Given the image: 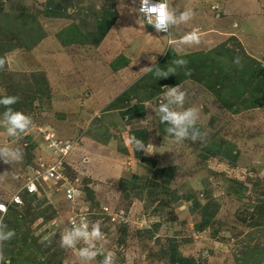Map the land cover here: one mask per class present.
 <instances>
[{
  "label": "rangeland",
  "instance_id": "obj_1",
  "mask_svg": "<svg viewBox=\"0 0 264 264\" xmlns=\"http://www.w3.org/2000/svg\"><path fill=\"white\" fill-rule=\"evenodd\" d=\"M173 1L169 0V5L175 9ZM177 2L176 6L181 11L182 3ZM195 2L196 7L190 10L193 13L192 19L172 26L162 38L163 42L168 39L180 41L185 33L198 28L199 44L182 45L181 50L189 54L213 50L211 57H220L217 60L223 66H234L233 71L238 70L237 64H247L248 60L264 69V0ZM15 14L10 16L0 13V59L5 61L3 69H0V97H19L18 102L11 107L30 116L33 124L28 131L13 138L0 122V148L8 147L22 152L20 161L5 163L0 158V203L7 204L27 178L41 172L56 160L60 161L59 173L65 181H40L36 196H28L20 191L22 204L8 206L6 214H0L7 228L15 232L11 240L3 242L5 260L12 259L13 264H100L103 255H98L91 262L80 260L77 249L85 246L83 241L76 248L60 246L64 229L70 227L68 219L72 217L79 223L82 216L90 223L99 222L104 237L96 242L97 248L105 253H114L115 264H125L127 257V264H166L155 261V257H162L168 252L165 240L168 237L163 232L167 228L165 223L169 221L168 215L172 213V205L168 204L171 202L161 201L164 203L162 207L157 206L160 212L167 214L157 216L162 226L156 233L161 235L155 238L159 244H151L153 239L147 235L151 234L152 229L145 227V224L150 226L155 222L151 216L153 207H147L148 219H144L145 223L141 225L143 230L138 232V221L141 218L139 206L129 208L121 191L103 179L106 169L93 166L102 175L97 176L84 165L81 154L74 151L68 153L71 143L81 141V145L86 148L108 158L115 156L126 164L131 161L132 153L143 151L128 142L133 138V132L137 140L152 146L150 148L160 157L170 153L175 156V152L179 155L208 153L228 140L242 145V149L248 151L259 149L256 158L261 161V165L264 162V107L240 108L237 111L236 101L242 97L249 98L247 95L230 98L229 88L208 90L202 83L184 80L175 86H180L186 93L183 107H194L199 111L196 127L200 130V138L177 142L167 134L165 129L168 125L162 123L154 112V107L158 106L166 90L163 87L153 92V98L145 102L147 113L140 124L131 126L130 130H114L113 119L102 112V106L91 102L93 96L100 98L105 93H111L105 86L112 84L107 81L111 72L103 57L98 55L99 64H95L97 60L93 54L89 58V54L71 52L70 47L59 53L58 49L50 45L37 46V37L43 31L35 20L36 15L27 10ZM51 27L48 25L46 31ZM218 49H221L220 52ZM166 51L164 58L173 52L170 48ZM169 62L173 64V60ZM136 90L133 95L136 99L144 96L140 93L141 85ZM4 111L5 107L0 105V121ZM123 131L127 134L122 135ZM101 135L102 140L98 138ZM83 136L96 139L101 144L82 139ZM64 146H68V149L63 156L58 155V148ZM124 148L128 153L121 155ZM90 174L101 183L85 177ZM221 177L212 181L218 182ZM206 182L209 195H214L216 192L213 190L212 193L211 188L213 182ZM65 184L77 191L72 202L66 201L62 195L61 188ZM142 195L144 197L145 192ZM240 195L242 200L237 197L238 203L220 195L207 199V203L211 204L210 210L216 212L217 220L214 219L212 224L217 227V234L216 241L206 239L205 244L213 241L217 244L211 247L203 245L194 250L191 255L197 256V264H264V182L259 183L253 194ZM162 228H165L164 231ZM184 228L182 224L179 230ZM202 251H207V256ZM141 252L151 260H142ZM149 252L156 256L149 255Z\"/></svg>",
  "mask_w": 264,
  "mask_h": 264
},
{
  "label": "crops",
  "instance_id": "obj_2",
  "mask_svg": "<svg viewBox=\"0 0 264 264\" xmlns=\"http://www.w3.org/2000/svg\"><path fill=\"white\" fill-rule=\"evenodd\" d=\"M178 1L182 3L181 11L176 6L177 0L173 1L177 15L196 7L195 0ZM137 3L138 0H0V13L14 14L27 10L36 15L35 20L43 31V38L36 43L37 46L50 45L58 49L59 53L70 47L71 52L89 54V58L90 54H93L97 60L95 64H99L98 55L102 56L111 72L107 81H111L112 84L105 85L111 93H102L100 98L93 96L91 102L94 101L102 106V112L113 119L114 130L119 131L140 124L146 117L145 102L153 98L149 93V82L143 80V76L149 72L147 68L151 67L153 70L169 48L176 56L189 54L188 51L181 50L184 44L180 41L168 39L163 42L162 38L165 36L148 30L137 17L136 11L133 12ZM48 25L53 26L52 32L51 29L46 31ZM60 32H66L71 38L78 37L80 41L63 45L56 37ZM140 85L142 90L140 93L144 96L136 99L133 95ZM124 92L128 101L121 105H111L113 100ZM121 133L123 135L125 132ZM106 134L103 133L104 137ZM103 135L98 138L102 140ZM81 138L89 139L84 136ZM89 140L94 144L95 142L101 144L96 139ZM224 141L208 153L179 155L175 152V156L170 153L161 157L150 148L152 146L146 144L141 154L151 164L138 160L134 155L131 156V161L127 160L129 163L123 164L115 156L108 158L102 153L86 148L85 145H81V141L71 143L68 153L74 151L76 154H81L84 165L91 168V173L97 176H102L99 167L106 169L103 179L108 180L111 187L114 186L121 191L129 208L139 206L141 218L139 217L138 221L137 229H140L137 230L138 232H142L141 225L145 223L144 219H148L147 207H153L151 216L155 222L150 226L145 224V227L152 229L153 235H147L153 239L151 244H159L155 238L161 235L156 233L162 226L157 216L167 214L160 212L157 206L162 207L164 203L161 201H170L171 203L168 204L172 205V213H169V221L165 223L167 228H162L163 231L166 230L163 234L168 237L165 239L166 246L169 247L168 252L164 256L161 255L162 257H157L151 252L149 255L156 256L155 261L160 263L197 264L196 255H191L193 251L206 245V239L216 241L217 227L212 222L214 219L217 220V216H215L216 212L210 210L211 204L207 203V199L220 195L238 203L237 199L242 197L240 194L251 195L259 183L264 182V162L260 165L261 161L256 158L259 149L248 151L242 149V145L236 142ZM127 153L124 148L121 155ZM96 165L97 169L93 167ZM85 177L101 183L91 174ZM216 177H221V181L213 182L212 179L216 180ZM206 181L213 182L211 188L212 193L213 190L216 192L214 195H209ZM143 192H145L144 197ZM215 201L218 204L217 198ZM131 213L129 210V214ZM182 224L185 228L179 230ZM214 241L207 242L209 247L217 244ZM203 253L207 256V251H202ZM140 257L144 261L151 260L142 252ZM127 258L125 264L128 263Z\"/></svg>",
  "mask_w": 264,
  "mask_h": 264
},
{
  "label": "clouds",
  "instance_id": "obj_3",
  "mask_svg": "<svg viewBox=\"0 0 264 264\" xmlns=\"http://www.w3.org/2000/svg\"><path fill=\"white\" fill-rule=\"evenodd\" d=\"M134 10L138 11L139 15L144 18L148 25L153 26L156 32H166L167 34L172 26L187 23L193 17V13L190 10L180 12L177 15V12L170 7L169 0H158L155 3L153 0H139V7ZM199 42L200 35L198 28H193L192 31L185 33L180 40V43L184 45H194L199 44ZM173 63L176 67H169L167 70L156 69L155 75L159 78H166L170 74H174L177 67L185 66L187 61L178 59ZM4 65L5 61L0 59V69H3ZM147 70L152 71V68L148 67ZM163 88L166 90L163 92V98L158 103V106L154 107V112L162 123L168 125L165 129L167 134L177 142L189 138L192 140L200 138V130L196 127L200 115L198 109L194 107L185 109L183 107L186 93L180 86H165ZM18 100L19 97L17 96L5 95L0 97V105L5 107L2 121L0 122L6 127L7 134L13 138H18L21 134L28 131L33 124L30 116L11 107ZM128 142L133 144L137 150L144 149L143 142L137 140L135 137L131 138ZM0 158H3L5 163L20 161L22 159V152L19 149L8 147L0 148ZM29 190L35 191V185H32ZM14 200L17 203L21 202L18 196L14 197ZM7 210L8 206L0 204V213L6 214ZM14 235V230L8 229L3 221V217L0 216V264H10V262L5 260L2 249L3 242L11 240ZM103 237L104 234L101 231L99 222L90 223L87 218L81 217L79 223L72 221L71 226L64 229L63 235L60 238V246L69 249L76 248L77 244L83 241L85 246L77 249L81 261L91 262L98 255H103L100 264H115L114 253L110 251L105 253L97 248L96 242L100 241Z\"/></svg>",
  "mask_w": 264,
  "mask_h": 264
},
{
  "label": "trees",
  "instance_id": "obj_4",
  "mask_svg": "<svg viewBox=\"0 0 264 264\" xmlns=\"http://www.w3.org/2000/svg\"><path fill=\"white\" fill-rule=\"evenodd\" d=\"M23 11V10H21ZM14 13L15 15L19 14ZM12 13H9L7 15H14ZM57 40L65 45L71 42L80 41L79 38H71L69 37L66 32H60L57 34ZM43 38V34H40L37 39ZM36 44V43H35ZM221 48V47H220ZM219 52L221 49H218ZM213 50H209L206 52H199V53H190L186 55L180 56V58H175L174 54L172 52H169L166 57L162 58L157 66L152 70L147 72L143 76V80L149 82V91L151 90L150 95H154L153 92L159 91L161 86H172L177 83H180L184 80H192L195 82L202 83L201 85L208 89L213 90L218 89L221 90L224 87L227 89L229 88V97L230 98H239L242 95H247L249 98H241L240 101H236L237 103V111L238 109H250V108H256V107H264V69L260 65H258L256 62L248 60L247 64H237L238 70H234V66L226 67L223 66L222 63L218 60H220V57L217 59H214L211 57V53ZM183 59L187 61V64L183 67H177L176 72L174 74H170L166 78H159L155 75L156 69L160 70H167L169 67H176V65L172 62L174 60ZM233 69V70H232ZM233 72H232V71ZM190 73V74H186ZM256 81H258L256 83ZM241 88L244 90L242 91ZM126 92L122 93L121 95L117 96L111 105H121L124 104L126 101H128ZM215 95L217 97H220L218 93L215 92ZM260 95V97H259ZM251 97V98H250ZM221 101L223 103H226L223 98H221ZM228 108V105L226 106ZM233 111V112H236ZM134 126V125H132ZM131 127V126H130ZM133 131V130H132ZM134 136V132H133ZM135 137V136H134ZM124 151V150H123ZM135 158L138 160L144 162V163H150L148 159L142 156L141 153H133ZM264 207V206H263ZM10 264H13L14 260L10 259ZM26 264H32L30 262Z\"/></svg>",
  "mask_w": 264,
  "mask_h": 264
},
{
  "label": "built area",
  "instance_id": "obj_5",
  "mask_svg": "<svg viewBox=\"0 0 264 264\" xmlns=\"http://www.w3.org/2000/svg\"><path fill=\"white\" fill-rule=\"evenodd\" d=\"M153 2H158V0H153ZM139 7V0L138 3L136 5V9H138ZM137 15L141 18L142 22L145 24V26L150 27V30L155 31L154 27L151 25H148L147 22L144 20V18L139 15L138 11H136ZM156 32V31H155ZM159 35H167L166 32H156ZM68 149V146H64L63 148H58V155L63 156L65 151ZM60 161L56 160L54 163L47 165L43 170H41V172H36V174H34L33 176H31L30 178H27L25 180V182L21 185L20 189L18 191H16L8 200L7 204L4 203H0V204H4L7 206H19L22 204L21 198H20V191H23V193L30 195V196H36L38 195V185L39 182H45V181H52V182H57V181H65L64 177H62V175L59 173L60 170ZM35 185V191H30L29 188ZM61 192L62 195L64 197V199L66 201L72 202L74 201V199L77 196V191L72 188L70 185H62L61 188ZM19 197L20 199V203L15 202L14 197ZM104 209V208H103ZM105 210V209H104ZM0 214H4V213H0ZM82 216H80L81 218ZM72 221H74V219L72 217H70L68 219V225L71 226ZM76 221V220H75Z\"/></svg>",
  "mask_w": 264,
  "mask_h": 264
},
{
  "label": "water",
  "instance_id": "obj_6",
  "mask_svg": "<svg viewBox=\"0 0 264 264\" xmlns=\"http://www.w3.org/2000/svg\"><path fill=\"white\" fill-rule=\"evenodd\" d=\"M147 27V26H146ZM148 29H150V27H147Z\"/></svg>",
  "mask_w": 264,
  "mask_h": 264
}]
</instances>
